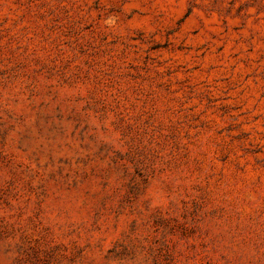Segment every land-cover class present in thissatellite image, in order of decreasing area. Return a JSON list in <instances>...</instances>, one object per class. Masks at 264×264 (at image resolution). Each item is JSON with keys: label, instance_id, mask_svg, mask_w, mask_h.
I'll list each match as a JSON object with an SVG mask.
<instances>
[{"label": "rangeland", "instance_id": "1", "mask_svg": "<svg viewBox=\"0 0 264 264\" xmlns=\"http://www.w3.org/2000/svg\"><path fill=\"white\" fill-rule=\"evenodd\" d=\"M0 264H264V0H0Z\"/></svg>", "mask_w": 264, "mask_h": 264}]
</instances>
